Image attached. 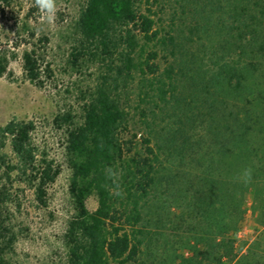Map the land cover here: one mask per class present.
Returning a JSON list of instances; mask_svg holds the SVG:
<instances>
[{
    "label": "trees",
    "instance_id": "1",
    "mask_svg": "<svg viewBox=\"0 0 264 264\" xmlns=\"http://www.w3.org/2000/svg\"><path fill=\"white\" fill-rule=\"evenodd\" d=\"M78 31L105 70L80 122L55 116L72 168L67 264H254L238 233L249 209L264 226V0H86ZM23 68L44 85L35 50ZM35 128L15 117L0 127V166L46 206L62 168L39 158ZM249 166L245 186L236 178ZM8 193L0 184V264H13L17 241Z\"/></svg>",
    "mask_w": 264,
    "mask_h": 264
},
{
    "label": "rangeland",
    "instance_id": "2",
    "mask_svg": "<svg viewBox=\"0 0 264 264\" xmlns=\"http://www.w3.org/2000/svg\"><path fill=\"white\" fill-rule=\"evenodd\" d=\"M85 3L86 0H57L56 19L48 24L41 21L34 0H0V62L6 65L0 75V127L13 117L33 120L36 128L32 140L39 158L45 152L62 168L49 184L48 203L43 206L34 188L22 181L17 170L8 177L6 167L0 166V184L10 194L6 201L9 222L17 234L14 249L8 252L13 264H67L64 234L75 212L69 190L72 168L66 151V126L57 124L55 116L69 111L80 122L85 97L105 70L101 56L94 55L97 51L82 47L78 21ZM30 50H35L42 64L43 86L25 74L23 55ZM3 151L8 160L16 163L9 144ZM87 204L95 209L96 196H90ZM238 236L254 244L251 262H264V226L250 209Z\"/></svg>",
    "mask_w": 264,
    "mask_h": 264
},
{
    "label": "clouds",
    "instance_id": "3",
    "mask_svg": "<svg viewBox=\"0 0 264 264\" xmlns=\"http://www.w3.org/2000/svg\"><path fill=\"white\" fill-rule=\"evenodd\" d=\"M35 6L41 13V21L48 24L54 23L57 14V0H34ZM109 179L113 180L115 187L110 190V194L122 197L123 191L119 184V175L117 172L109 170L107 173ZM238 182L247 186L252 182L253 179V169L249 166L244 168L240 175L236 178Z\"/></svg>",
    "mask_w": 264,
    "mask_h": 264
}]
</instances>
